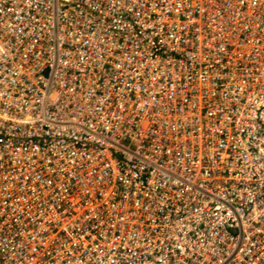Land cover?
<instances>
[{
  "label": "built area",
  "instance_id": "1",
  "mask_svg": "<svg viewBox=\"0 0 264 264\" xmlns=\"http://www.w3.org/2000/svg\"><path fill=\"white\" fill-rule=\"evenodd\" d=\"M0 264H264V0H0Z\"/></svg>",
  "mask_w": 264,
  "mask_h": 264
}]
</instances>
